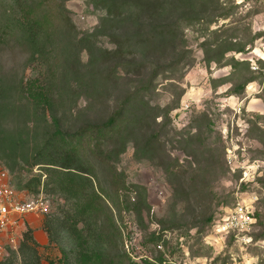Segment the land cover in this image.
<instances>
[{
	"label": "rangeland",
	"instance_id": "obj_1",
	"mask_svg": "<svg viewBox=\"0 0 264 264\" xmlns=\"http://www.w3.org/2000/svg\"><path fill=\"white\" fill-rule=\"evenodd\" d=\"M22 2H37L49 18L51 52L32 56L14 36L0 44V77L26 82L57 67L54 82L63 98L53 112L68 132L121 111L119 132L103 138L92 159L129 258L264 264V115L228 100L251 79L264 78V0ZM11 6L12 0H0V24ZM223 82L231 86L223 90ZM18 88L10 100L22 113L4 118L2 127L23 129L25 120L34 147L50 131V115L34 116ZM0 155V170L13 184L42 172L21 162L10 169L3 149ZM43 194L49 215L29 213L16 229L18 246L27 230L36 243L26 242L0 264H32L28 245L40 264H61V249L72 242L53 217L70 213V205L60 192ZM253 197L252 239L219 236L225 207Z\"/></svg>",
	"mask_w": 264,
	"mask_h": 264
},
{
	"label": "trees",
	"instance_id": "obj_2",
	"mask_svg": "<svg viewBox=\"0 0 264 264\" xmlns=\"http://www.w3.org/2000/svg\"><path fill=\"white\" fill-rule=\"evenodd\" d=\"M12 1L14 6L7 11L6 23L0 24V44L18 36L31 48L32 56L42 59L51 52L47 47L53 43L51 38L54 33L47 27L49 18L37 9V2L23 4V0ZM60 16H63L61 11ZM65 20L69 23L68 18ZM57 72L58 68L53 67L47 70L46 77L43 74L29 78L26 82L18 80L14 84L0 77V150L3 149L11 159V165H8L10 169L21 162L30 171L34 166L42 170L27 177L22 185L11 183L19 191L28 193L60 192L65 204L70 205V213L64 211L61 216L53 217L72 242L69 249H61V264H137L122 249V234L111 207L105 202L106 194L97 183L96 164L92 159L101 147L102 139L119 132L123 121L121 111H116L102 124L83 126L73 132L65 131L53 112L56 101L63 98L61 88L54 82ZM16 88L23 94L34 116L46 118L47 114L50 115L51 129L44 133L42 140L37 141L34 147L30 144L33 128L30 129L25 120L23 129L14 131L2 127L4 118L22 113V109L10 100L11 92ZM32 120L31 127H34L35 119L32 117ZM86 139L90 140L88 154L83 150ZM43 175L45 177L42 180ZM45 214L49 215V212ZM26 242L36 243L30 230L24 232L17 251H11L2 260L8 259L14 252L22 251L27 246ZM28 249L32 264H40L35 248L28 245ZM145 264L160 262L148 258Z\"/></svg>",
	"mask_w": 264,
	"mask_h": 264
},
{
	"label": "built area",
	"instance_id": "obj_3",
	"mask_svg": "<svg viewBox=\"0 0 264 264\" xmlns=\"http://www.w3.org/2000/svg\"><path fill=\"white\" fill-rule=\"evenodd\" d=\"M264 49V43H262ZM264 54V50H263ZM264 58V56H263ZM24 191H19L11 183L6 170H0V260L11 251L18 249V236L21 219L29 213H47L50 211L48 198L40 192L31 198H24ZM236 200L225 207L223 216L216 225V232L222 238L231 237L234 241L249 242L250 230L256 222L253 199Z\"/></svg>",
	"mask_w": 264,
	"mask_h": 264
},
{
	"label": "crops",
	"instance_id": "obj_4",
	"mask_svg": "<svg viewBox=\"0 0 264 264\" xmlns=\"http://www.w3.org/2000/svg\"><path fill=\"white\" fill-rule=\"evenodd\" d=\"M224 85L223 90L231 86L230 83L226 84L225 82L220 84V86ZM229 95V102H241L247 111L264 115V78L260 80L253 78L244 85L240 93Z\"/></svg>",
	"mask_w": 264,
	"mask_h": 264
},
{
	"label": "bare ground",
	"instance_id": "obj_5",
	"mask_svg": "<svg viewBox=\"0 0 264 264\" xmlns=\"http://www.w3.org/2000/svg\"><path fill=\"white\" fill-rule=\"evenodd\" d=\"M255 51V50H254Z\"/></svg>",
	"mask_w": 264,
	"mask_h": 264
}]
</instances>
